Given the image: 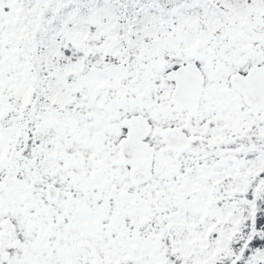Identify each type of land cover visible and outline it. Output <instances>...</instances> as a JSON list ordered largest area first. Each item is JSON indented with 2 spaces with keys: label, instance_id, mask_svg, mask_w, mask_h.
I'll return each instance as SVG.
<instances>
[{
  "label": "snow or ice",
  "instance_id": "snow-or-ice-1",
  "mask_svg": "<svg viewBox=\"0 0 264 264\" xmlns=\"http://www.w3.org/2000/svg\"><path fill=\"white\" fill-rule=\"evenodd\" d=\"M0 264H264V0H0Z\"/></svg>",
  "mask_w": 264,
  "mask_h": 264
}]
</instances>
